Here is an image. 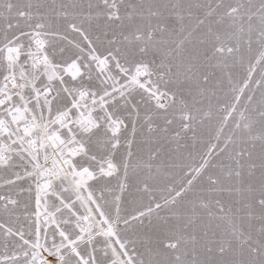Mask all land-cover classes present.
<instances>
[{
  "label": "snow or ice",
  "instance_id": "obj_1",
  "mask_svg": "<svg viewBox=\"0 0 264 264\" xmlns=\"http://www.w3.org/2000/svg\"><path fill=\"white\" fill-rule=\"evenodd\" d=\"M0 264H264V0H0Z\"/></svg>",
  "mask_w": 264,
  "mask_h": 264
}]
</instances>
